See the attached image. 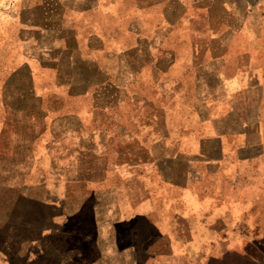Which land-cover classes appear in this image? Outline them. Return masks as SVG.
<instances>
[{
  "label": "rangeland",
  "instance_id": "rangeland-1",
  "mask_svg": "<svg viewBox=\"0 0 264 264\" xmlns=\"http://www.w3.org/2000/svg\"><path fill=\"white\" fill-rule=\"evenodd\" d=\"M241 9L0 0V264H264Z\"/></svg>",
  "mask_w": 264,
  "mask_h": 264
},
{
  "label": "crops",
  "instance_id": "crops-1",
  "mask_svg": "<svg viewBox=\"0 0 264 264\" xmlns=\"http://www.w3.org/2000/svg\"><path fill=\"white\" fill-rule=\"evenodd\" d=\"M217 2H220L222 4H228L231 2H235L239 5H242V9L240 10V13L242 14L245 13L246 15L249 14V35L261 36V37L264 36V0H217ZM259 48L261 49L262 52H264V44H262ZM255 51L256 49L253 46H249V90L255 89L258 91V93H260L261 90L263 91L262 86L264 82L263 81L264 80V57L260 65L256 63L258 65V68L254 70L256 68L255 67L256 64H253V61L251 59L253 58V53ZM258 113H260V116H262V119H263V113H261V111L249 108V123L247 124L241 123L243 121V119H241V122H239L240 124H237L238 128L241 129V127L249 126V131H251L253 128L252 126L253 120H254L253 116L254 114H258ZM237 140H244V141H241L242 143H239L236 145V147H239L238 149H243L240 147H246V146H249V148L257 147L256 145L250 144V143L248 145L247 143L248 139H237ZM215 150H216V143H215ZM216 153H217V150H216ZM245 161L248 164L249 161L246 158H243L238 163V165L239 164L243 165ZM248 178H249V175L246 172L245 177H244L245 182L248 180Z\"/></svg>",
  "mask_w": 264,
  "mask_h": 264
}]
</instances>
